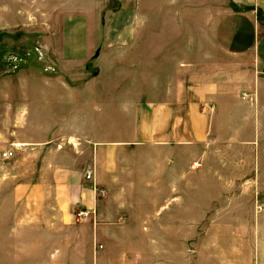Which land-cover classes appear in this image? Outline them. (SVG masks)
Returning a JSON list of instances; mask_svg holds the SVG:
<instances>
[{"label": "crops", "instance_id": "crops-1", "mask_svg": "<svg viewBox=\"0 0 264 264\" xmlns=\"http://www.w3.org/2000/svg\"><path fill=\"white\" fill-rule=\"evenodd\" d=\"M42 1L0 0L8 4L0 6V30L14 25L13 20L25 25L27 18H37ZM145 1L144 22L139 8L128 15L131 22L114 16V42L97 50L99 74L86 80L82 91L67 81L48 91L42 92L41 85L31 89L25 68L18 70L22 89L0 91L1 128L12 131L0 160H13L19 149L27 155L18 154L17 163L35 162L43 148L65 138L58 147L65 146L63 159L68 162L50 165L51 182L42 179L39 156L31 181H20L19 173L2 174L3 184L19 180L11 191L14 202H0V241L9 242L11 234L18 237L12 241L40 242L46 211L58 229L54 242L89 246L85 252L76 246L0 249V264H186L187 226L261 227V219L187 223L185 211L187 195L194 196L193 204L200 209L202 196H212L219 187L233 193L237 162L248 164L249 179H244L257 180L250 193L261 194L264 21L257 14L264 20V0H158L161 41L149 33L157 9L149 5L152 0ZM77 46L65 44L63 57L87 58L93 45ZM4 48L0 44L1 52ZM49 49L40 45L36 50ZM109 66L113 75L103 74ZM36 78L35 73L32 81L41 84ZM215 149L225 154L216 155ZM7 152L14 156L3 159ZM84 154L86 159L80 160ZM220 163L224 170L218 169ZM3 190L0 186V194ZM49 195L54 203L43 202ZM213 232L197 229L196 235L213 242ZM256 241L242 264H261V234L254 236ZM219 256V264H227ZM201 259L196 256L194 263L202 264Z\"/></svg>", "mask_w": 264, "mask_h": 264}, {"label": "rangeland", "instance_id": "rangeland-1", "mask_svg": "<svg viewBox=\"0 0 264 264\" xmlns=\"http://www.w3.org/2000/svg\"><path fill=\"white\" fill-rule=\"evenodd\" d=\"M146 3L145 0H54L51 2L43 0L40 4L41 13L37 14V18H27L25 20V25L17 24V20H13V22H15L14 25L6 30H0V44H3L7 48V50L4 48V51H0V59L2 60L4 58V62L0 61V74L3 73V76L0 75V80L5 76L4 80L5 82L7 81V83L0 82V91L7 90L10 92H18L23 88L18 82V70L23 68L28 69V85L31 89H34V86L41 85L42 88H39L42 92L48 91L52 86H56L57 84L58 87L61 88V83L67 81L76 90L82 91L84 89L83 83L99 74L96 58L97 50L101 48L103 43L114 42L113 32L115 30L113 27L115 25V17L118 16V19L122 20L126 16V20L131 22L129 16H131L136 8H139L137 11L139 15L142 16L140 17L141 21L144 22ZM151 4H153L155 10L157 9L154 14L157 20L156 23L149 26L148 30L149 33L154 32V34L159 35L155 37H159L157 41H161L163 31L161 28V3H159L158 0H152L149 5ZM1 5L8 6V4H0V6ZM122 6H124V10L120 13ZM26 7L28 11L32 9V5L28 3ZM157 11L159 12L157 13ZM257 18L259 21H264L263 18H261V12H258ZM85 42H89V45H93L90 47V53L87 58L68 59L63 57V51L61 49L65 47V44H74V48L76 49L79 47L77 44L82 46ZM40 45L44 47L49 46L50 49L47 51H37L36 49H39ZM24 48L25 52H27L26 50H31L30 53L32 56H26L23 50ZM6 52L8 53L7 59H5L6 56H4ZM49 58H51L53 61L52 63L55 64L52 68L49 64ZM6 69H8V72H5ZM108 69H110L109 72H107ZM107 71L103 74L113 75L112 66L107 67ZM35 73L38 77L36 78L37 83L39 81L42 82L39 85L35 83V80L34 82L32 81ZM12 101L19 102V100L17 101L15 98H13ZM12 117L14 118V116ZM17 117L18 114L16 115V118ZM126 118H130V116ZM11 134L12 131L3 130L0 123V155L5 150L9 149L5 147L4 143L11 142L7 138V136ZM3 135L6 137L3 138ZM64 140L65 138H58L53 143L48 144V148H43L38 155H35V162H25L23 165L17 163V155L27 154L18 149V153L13 160L9 162L0 160V177L2 174L19 173L21 176L19 177L20 181H31L35 172L37 175V158L39 156L43 168L42 179L43 181L51 182V180H53V169L50 165L65 166L68 163L66 159H63L67 149H65V146L63 149L58 147ZM261 140V194H257V192L253 194L250 193L253 189L249 188V186L257 188V180L255 179L253 183H249V181L244 179L250 175L248 164L237 162L233 164V193H223V189L226 190V192L228 189L219 187L212 196H202V201L200 203L202 208L200 209H198L199 207L197 204H193L194 196L187 195L185 211L187 223L189 220H203L207 218L233 220L261 219V227L235 226L230 228H207L202 226L200 228H195L193 226H187L186 264H195L194 261L196 256L202 258V264L209 263L208 257L211 258L213 264H219V262L222 261V257L219 256L218 258L220 254L226 257L227 264L230 263V258H233L232 264H242V260L244 258L247 259L249 254L253 251L252 249L257 246V241L254 243L253 240L254 236L258 234H261V264H264V134H262ZM56 150L58 154L55 153ZM59 152H62V155L59 154ZM215 154L224 155L225 151L223 149H215ZM84 157L86 159L85 154L80 157V160L84 161ZM80 160L76 163H80ZM216 165L219 166V170H224L225 168V164L220 163ZM18 180V178L6 180L4 184L0 181L1 188H4V193L0 194V202H14L11 191ZM255 191H257V189H255ZM43 202L51 204L54 203L55 200L52 195H49ZM42 213V235L40 242L23 243L12 241V237L15 239H18V237L10 234L9 242L0 241V249L11 251H50L55 249L68 250L76 246L78 250L83 252L89 250L88 244L83 242L77 243L76 245L72 241L64 243L60 241H56L57 243L54 242V239L59 237L56 234L58 229L53 227V224L50 223H55V220L49 215V212L43 211ZM197 229L198 231L200 230L202 234L208 229L215 230V233L213 232V242L209 241V237H197ZM68 237L70 238L69 234ZM28 238H30V236L26 235V239ZM51 238L52 243H50ZM140 247L141 244L139 249ZM116 264L121 263L117 261Z\"/></svg>", "mask_w": 264, "mask_h": 264}, {"label": "built area", "instance_id": "built-area-1", "mask_svg": "<svg viewBox=\"0 0 264 264\" xmlns=\"http://www.w3.org/2000/svg\"><path fill=\"white\" fill-rule=\"evenodd\" d=\"M263 75H264V73H263ZM13 156H14V153L13 152H7V153H4L2 157H3V159H6L7 160V159L12 158ZM87 179L88 180L91 179V174H88L87 175Z\"/></svg>", "mask_w": 264, "mask_h": 264}]
</instances>
